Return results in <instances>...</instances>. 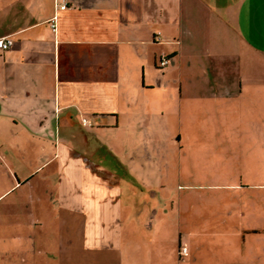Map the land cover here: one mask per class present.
<instances>
[{
    "label": "crops",
    "instance_id": "obj_1",
    "mask_svg": "<svg viewBox=\"0 0 264 264\" xmlns=\"http://www.w3.org/2000/svg\"><path fill=\"white\" fill-rule=\"evenodd\" d=\"M58 1L0 0V264H47L48 234L56 264H175L136 143L99 142L147 116L217 140L182 213L201 261L264 264V0Z\"/></svg>",
    "mask_w": 264,
    "mask_h": 264
},
{
    "label": "rangeland",
    "instance_id": "obj_2",
    "mask_svg": "<svg viewBox=\"0 0 264 264\" xmlns=\"http://www.w3.org/2000/svg\"><path fill=\"white\" fill-rule=\"evenodd\" d=\"M158 119L157 122L147 116L142 124L137 125H142V129L134 127L133 124H123L119 132L111 131L112 133L104 136L99 142L102 144L108 141L114 148L128 150L136 143L139 149L136 153L129 154V157L133 158L132 165L136 166L137 178L150 182L151 187L145 191H153L151 200L154 201V207L159 211V215L167 217V221H164L166 223L162 226H166L169 231L165 236H160L161 244L169 246L171 240L174 242L172 244L175 264H178V260L189 261L190 264H204L200 259L198 234L191 232L192 230L185 232L182 213L185 210L191 213L198 208L199 189L195 185L204 179L214 180L218 178L217 175L221 176V168L215 165L217 140L202 141L199 138H193L196 136L188 135L189 132L185 126L193 127V125L175 121L176 117L174 122H167V117ZM194 128L198 130V125L194 124ZM179 130L182 132L180 133ZM201 143L204 145L202 146ZM206 194L208 197H214L215 192L213 189H207ZM15 237L17 250L20 237ZM179 238H181L180 246H178ZM208 240L213 245V237ZM208 240L203 241V248L206 246L204 257L208 253L211 255V249H214ZM53 241V236L48 234L45 250L48 257L47 264L58 262L56 257L58 250ZM209 245L211 247L207 249ZM182 247L186 248L185 252L181 251ZM211 258L214 259L213 255ZM171 263L170 258L164 262V264Z\"/></svg>",
    "mask_w": 264,
    "mask_h": 264
},
{
    "label": "built area",
    "instance_id": "obj_3",
    "mask_svg": "<svg viewBox=\"0 0 264 264\" xmlns=\"http://www.w3.org/2000/svg\"><path fill=\"white\" fill-rule=\"evenodd\" d=\"M67 5H68L67 0H59L57 2V9L58 10H64V9H66ZM49 23H50V27H51L52 31L55 32L57 29V15L56 14H54V16H52L50 18ZM12 43H13V41L10 37H0V49H2V50L7 49L12 45ZM166 63H167V59L165 57L161 58L159 61L160 66H164ZM85 121L86 120L83 119V123H85ZM181 251L185 252L186 248L182 247Z\"/></svg>",
    "mask_w": 264,
    "mask_h": 264
}]
</instances>
